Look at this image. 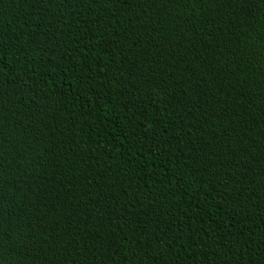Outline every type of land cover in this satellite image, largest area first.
Masks as SVG:
<instances>
[{
	"label": "trees",
	"instance_id": "obj_1",
	"mask_svg": "<svg viewBox=\"0 0 264 264\" xmlns=\"http://www.w3.org/2000/svg\"><path fill=\"white\" fill-rule=\"evenodd\" d=\"M0 264H264V0H0Z\"/></svg>",
	"mask_w": 264,
	"mask_h": 264
}]
</instances>
